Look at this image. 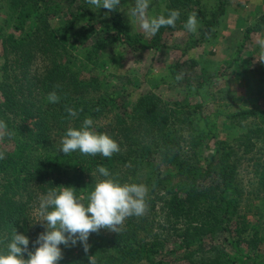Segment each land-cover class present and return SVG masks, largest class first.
I'll list each match as a JSON object with an SVG mask.
<instances>
[{
    "label": "trees",
    "instance_id": "1",
    "mask_svg": "<svg viewBox=\"0 0 264 264\" xmlns=\"http://www.w3.org/2000/svg\"><path fill=\"white\" fill-rule=\"evenodd\" d=\"M11 1L10 31L0 26V120L11 132L0 137V253H6L14 228L28 236L34 251L39 197L73 187L87 204L97 179H106L97 170L104 166L121 184L147 186V211L127 218L120 233H91L87 253L80 242L60 245L58 264H90V256L97 264H264V84L261 107L226 112L206 111L204 84L192 80L193 71L189 87L201 101L168 100L154 92L133 98L125 75L110 70L109 61L101 63V55L106 49L121 55L165 47L161 33L171 26L147 38L123 16L127 0L101 22L87 0H64L77 7L67 8L71 18L59 33L48 0ZM228 2L165 0L162 14L178 10L176 25H184L197 10L202 29L190 39L194 47L220 24ZM252 31L264 36V12ZM77 53L79 67L70 63ZM186 63L194 69L197 61ZM257 67L264 81L262 63ZM53 91L58 103L47 100ZM67 108L77 115L69 116ZM218 115L229 130L223 137L214 124ZM89 117L93 130L119 144L118 153L105 158L60 151L66 130L80 129Z\"/></svg>",
    "mask_w": 264,
    "mask_h": 264
},
{
    "label": "rangeland",
    "instance_id": "2",
    "mask_svg": "<svg viewBox=\"0 0 264 264\" xmlns=\"http://www.w3.org/2000/svg\"><path fill=\"white\" fill-rule=\"evenodd\" d=\"M33 1V0H32ZM48 0L51 6L49 19L53 27L60 33L63 30L68 9L75 10L76 4L64 2V0ZM212 1V0H209ZM227 10L220 24L212 29L206 41L190 46V39L201 35L199 13L197 15L198 29L196 33L189 32L184 25H176L162 31L167 40L165 47L145 52H127L121 55L113 54L112 50L106 49L101 55V63L108 64L112 71L125 75V88L133 98L143 92H154L168 100L189 99L191 102L201 101L195 90L189 87L188 77L194 72L193 79L196 83L204 84V103L206 111L221 110L223 112L235 108H256L263 105L261 99L260 84H264L262 76L255 71L261 62L260 47L258 41L264 40L258 31L252 28L264 12V0H228ZM208 2V0H203ZM135 0L125 1L121 12L130 24L128 9L134 6ZM11 0H0V26L3 31H10L13 18ZM53 5H57L56 10ZM89 7L94 9V6ZM165 0H150L147 15L159 16L164 12ZM54 14H53V12ZM101 21H107L111 12L103 7L94 9ZM70 12V11H69ZM191 13V14H192ZM68 15V16H67ZM67 16V17H66ZM31 24H33L31 22ZM29 25V24H28ZM135 32L144 37H151L143 32L138 25L134 26ZM251 30V31H250ZM91 44L89 41L80 48L84 52ZM194 58L197 64L194 69L186 63ZM82 61L80 53L70 58V63L79 67ZM2 46L0 37V76L3 64ZM256 65V66H254ZM182 73L183 78L176 80V76ZM121 82V81H120ZM220 106H223L220 108ZM214 124L219 128L220 136L228 133L223 117L213 116ZM39 203V201H38ZM34 215V235L39 236L46 229L36 223ZM36 223V224H35Z\"/></svg>",
    "mask_w": 264,
    "mask_h": 264
},
{
    "label": "clouds",
    "instance_id": "3",
    "mask_svg": "<svg viewBox=\"0 0 264 264\" xmlns=\"http://www.w3.org/2000/svg\"><path fill=\"white\" fill-rule=\"evenodd\" d=\"M87 3L94 6V9L103 7L112 11L116 10L121 0H87ZM149 5L150 0H135L134 6L128 9L127 15L133 29L138 25L143 32L154 36L162 26L175 28L180 16L178 10H171L167 17L163 14L149 17ZM184 28L192 33L197 32L198 20L195 13L189 15ZM258 43L261 61H264V40ZM182 78V73L176 76L178 81ZM47 100L50 103H58L60 97L53 91L48 94ZM66 110L71 117L77 115L73 108ZM93 123V119L89 117L83 121L80 129L69 127L60 142V151L66 155L78 151L82 155H100L105 158L118 153L119 144L109 135L93 130ZM6 128L5 122L0 120V137L11 135V132L6 133ZM3 158V153H0V159ZM97 170L106 179H97L94 190L88 195L87 204L76 196L73 187H57L49 189L46 195H41L34 215L37 217L36 223H40L46 230L40 233L34 242L35 250H29L28 236L14 228L6 253H0V264H58L63 258L60 245L75 246L80 242L87 253L90 249L88 239L91 233L102 228L120 233L127 218L140 217L146 213V185L121 184L111 178L106 167L98 166ZM25 253L27 259L24 258ZM89 262L97 264L95 256H90Z\"/></svg>",
    "mask_w": 264,
    "mask_h": 264
}]
</instances>
